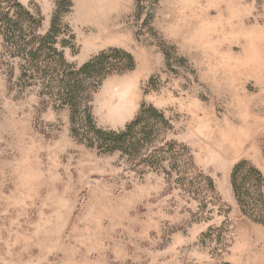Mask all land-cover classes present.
I'll use <instances>...</instances> for the list:
<instances>
[{"label": "rangeland", "instance_id": "1", "mask_svg": "<svg viewBox=\"0 0 264 264\" xmlns=\"http://www.w3.org/2000/svg\"><path fill=\"white\" fill-rule=\"evenodd\" d=\"M18 5L38 21L26 38L55 22L68 65L104 54L107 69L73 122L71 70L0 31V264H264L258 183L243 210L231 179L243 161L264 177V0H0V14ZM143 107L168 125L147 115L137 151L92 145L87 108L119 132Z\"/></svg>", "mask_w": 264, "mask_h": 264}, {"label": "trees", "instance_id": "2", "mask_svg": "<svg viewBox=\"0 0 264 264\" xmlns=\"http://www.w3.org/2000/svg\"><path fill=\"white\" fill-rule=\"evenodd\" d=\"M18 7L22 8L21 15L15 20L7 17V15L0 14V31L5 29L7 33L11 36V40H13L16 48L20 49V51H26L27 49H31V60L33 63L38 61L39 53L41 48L49 47L48 50L58 54L61 60V66L64 67L63 70L66 72L65 68H69L70 74L67 79L63 80L62 84V93H64L66 101H69L73 109V122L76 121V108L78 105L82 104L85 98V91L89 83L95 81L102 75V73L107 69L106 68V56L103 54L101 57L89 61L80 68L73 67L72 65H68L62 54L58 52L56 48H54L55 43L57 42V34H56V23L53 22L51 27V31L45 36H37L33 34L31 38H26V35L23 31L24 22H27L24 17L29 19L32 22L30 24L36 23V27L38 26V21L35 22L34 17L31 13L25 11L21 5ZM71 76V78H70ZM89 82V83H88ZM86 118H85V126L89 129L91 134V143L92 145H98L104 152L114 153V152H122L129 153L131 151H137L141 146V131L143 130L145 123L149 121L148 116L153 113L155 117L158 119V122L161 124L168 125V120L164 116L163 113L159 112L155 108H151L150 110H146V108H141L137 117L128 124L123 131L115 132V131H105L99 129L94 124L92 119V115L87 108ZM150 124H147L149 127ZM76 131V129H75ZM232 186L234 195L236 200L244 210L245 206H247V202L245 201L248 196L251 195L250 189L248 188V180L252 182L258 183V188L253 189L254 193L250 196H253L255 201L260 204H264V194L261 192V188L264 183V177L262 173L251 163L247 161L240 162L234 167L233 173L231 175ZM209 181V185L212 190H214V184L212 180L207 179ZM257 199H256V198Z\"/></svg>", "mask_w": 264, "mask_h": 264}, {"label": "bare ground", "instance_id": "3", "mask_svg": "<svg viewBox=\"0 0 264 264\" xmlns=\"http://www.w3.org/2000/svg\"><path fill=\"white\" fill-rule=\"evenodd\" d=\"M220 21V20H219Z\"/></svg>", "mask_w": 264, "mask_h": 264}]
</instances>
